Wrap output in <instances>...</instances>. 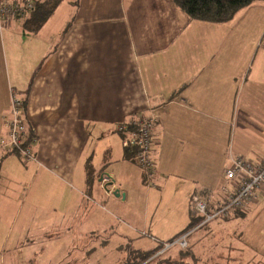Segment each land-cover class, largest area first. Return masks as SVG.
<instances>
[{
    "label": "crops",
    "instance_id": "obj_1",
    "mask_svg": "<svg viewBox=\"0 0 264 264\" xmlns=\"http://www.w3.org/2000/svg\"><path fill=\"white\" fill-rule=\"evenodd\" d=\"M63 1L36 31L16 18L0 28V232H70L62 264H91L96 247L89 241L113 233L122 239L125 263L126 250H143L132 247L129 231L180 232L193 193L220 194L229 155L263 154L264 136L248 126L264 107V2L209 22L189 17L173 0ZM11 91L25 100L34 161L23 162L1 143ZM150 109L158 118L147 186L125 157L127 133L116 127ZM263 212L259 199L246 214ZM167 215L170 223L157 224ZM116 225L120 232H111ZM247 233H238L239 244ZM203 234L190 235L194 251ZM20 238L16 247L25 245Z\"/></svg>",
    "mask_w": 264,
    "mask_h": 264
},
{
    "label": "rangeland",
    "instance_id": "obj_2",
    "mask_svg": "<svg viewBox=\"0 0 264 264\" xmlns=\"http://www.w3.org/2000/svg\"><path fill=\"white\" fill-rule=\"evenodd\" d=\"M242 113L245 114V111L239 110V120L244 118ZM253 113L255 116L253 118L255 123L248 126L250 129L249 133L255 136L259 134L264 136V123H262L264 119L261 121L262 116H264V107H259L257 110H254ZM250 123H253L251 119ZM240 127L239 123V128ZM249 133L248 135L251 136ZM242 157L254 159V157L250 158V156L246 155ZM220 184L221 186L225 184L224 178L220 180ZM211 191H213V194L218 192L214 191V189ZM161 218L162 221L157 224L164 226L170 223V220L165 219H169L168 215ZM150 222L151 221H148L149 224ZM129 223L134 227L135 222L133 220H130ZM114 229L115 230L111 232H120L119 229L122 228L121 225L119 228H117L116 225ZM168 229H171V227H168ZM129 232L132 233L130 234L132 247L140 248L144 251L152 249L158 244L152 236L157 237L159 240L166 241L172 237V233H174L150 232L142 229H132ZM193 232H204V234L199 237L200 245L196 251L192 249V254H188V256L187 253L182 255L180 252H178V254L174 252L173 255H169L170 259L176 257L177 260V258L186 256L184 258L189 260L191 264H264V242L262 246L258 245L262 240V236H260L258 232H264V212L254 218L252 214H245L227 220L215 218L210 220L203 228L196 229ZM239 232H248L244 238L243 245L239 244ZM50 233H53V235L47 238L44 237L43 232H0V255L4 256L5 264H62L63 262L61 263L58 261L59 258L62 259L66 254L68 245L71 242L70 232ZM73 234L75 235V232H73ZM220 234H224V236ZM103 235L104 236H96L89 241V243H92L96 247V250H93V254L90 255L91 259L89 260L91 264H124L119 261V258L124 254L123 251L120 250V247H118L122 239H118V236L113 233L110 237L107 236L108 234ZM19 236L25 245L16 247L17 245L15 246V243ZM105 236L109 237V239L105 238ZM29 239H32V242L27 244L28 241H31ZM82 243L83 241L80 242V244ZM177 249L178 247L176 244L169 246L168 249L163 246L160 250H163L164 254H160L156 257V253L146 264L164 262L166 259L160 260L159 262L157 261ZM131 250L132 249L129 251L126 250L125 253L126 256L129 255L130 261L136 262V260L141 259L139 254H135L133 251L132 254ZM160 250L158 252H160ZM28 257L32 258L30 262L26 261ZM97 260L98 263H96Z\"/></svg>",
    "mask_w": 264,
    "mask_h": 264
},
{
    "label": "built area",
    "instance_id": "obj_3",
    "mask_svg": "<svg viewBox=\"0 0 264 264\" xmlns=\"http://www.w3.org/2000/svg\"><path fill=\"white\" fill-rule=\"evenodd\" d=\"M37 0H0V28L11 19H24L30 14ZM157 114L150 109L144 117L122 121L116 127L121 133H127L126 143L136 148L135 162L140 168L147 186L152 184L154 161L150 154L151 129L157 121ZM6 127V138L2 145L6 150L17 154L23 162L35 160L32 146L35 136L25 125V100L11 91L10 106L3 116ZM229 163L224 169L225 184L220 188V194L208 196L193 193L190 196V206L196 215L203 217V222L216 217L228 216L233 210L246 211L249 202L261 199L264 203V153L249 160L239 155H229ZM102 182L111 184L110 176H100ZM187 233L179 235L173 242L164 243L169 247L172 243L185 247ZM162 250H160L161 252Z\"/></svg>",
    "mask_w": 264,
    "mask_h": 264
},
{
    "label": "trees",
    "instance_id": "obj_4",
    "mask_svg": "<svg viewBox=\"0 0 264 264\" xmlns=\"http://www.w3.org/2000/svg\"><path fill=\"white\" fill-rule=\"evenodd\" d=\"M61 0H37L35 2L34 8L30 12L28 16H26L23 19V25L28 31H36L43 23L44 21L49 17V15L53 12L55 7L59 4ZM255 1H263L264 0H173V2L183 11L185 12L189 17L197 20L202 21H209V22H225L230 20L234 14L241 8L255 2ZM135 155H136V148L132 145L126 144L125 146V157L127 159H131L135 161ZM136 163V162H135ZM86 170V181L90 183L93 177V169L91 168V165L89 162L85 165ZM142 173V172H141ZM143 183H145L144 177L142 175ZM153 184V182H152ZM205 195V194H204ZM209 195V194H208ZM207 196V195H206ZM251 203L249 202V207L246 211L243 210H233L228 216L224 217H216L221 219H230L233 217L243 216L245 215L251 208ZM215 219V218H213ZM212 220V219H211ZM210 220L203 222V217L196 215L192 208H191V214L189 217V221L187 225L180 231L174 234L172 237H170L166 241L159 240L158 238L153 237L158 244L149 250H134L132 249L135 254H139L141 256V259L136 260V262H132L129 260V255L126 258V261L124 264H146L148 260H151L153 255L156 253V257H158L161 252H158L160 249L163 248L164 243H171L173 242L179 235L183 233H187L186 235V241L187 244L185 247H180L176 243L178 249L177 251L180 252L182 255L187 253L192 254V243L189 242V237L192 234V232L196 229H201L204 226L208 224ZM170 245V246H171ZM168 248V247H167ZM163 251V250H162ZM132 252V254H133ZM186 256H182L180 258H177L172 260L169 257L164 261L165 263L171 264L172 262L183 264L185 263L183 261V258ZM160 260H163V258H160L157 262ZM165 260V258H164ZM163 262H159L158 264H161Z\"/></svg>",
    "mask_w": 264,
    "mask_h": 264
},
{
    "label": "water",
    "instance_id": "obj_5",
    "mask_svg": "<svg viewBox=\"0 0 264 264\" xmlns=\"http://www.w3.org/2000/svg\"><path fill=\"white\" fill-rule=\"evenodd\" d=\"M116 193V192H115ZM117 194V193H116Z\"/></svg>",
    "mask_w": 264,
    "mask_h": 264
}]
</instances>
